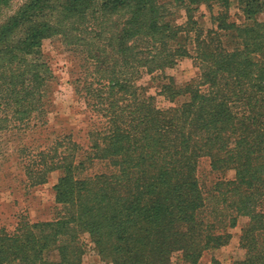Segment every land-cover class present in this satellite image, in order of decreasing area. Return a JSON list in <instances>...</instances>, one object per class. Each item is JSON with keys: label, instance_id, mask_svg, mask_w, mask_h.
<instances>
[{"label": "trees", "instance_id": "16d2710c", "mask_svg": "<svg viewBox=\"0 0 264 264\" xmlns=\"http://www.w3.org/2000/svg\"><path fill=\"white\" fill-rule=\"evenodd\" d=\"M211 1L69 0L59 10L60 21L55 27H65V20L69 19L70 26L64 33L72 34L70 30L82 33L80 42L90 46L94 58L112 67L113 73H125L122 67L129 65L127 58L152 71L172 62L168 56H157L167 53L168 38L186 31L195 10L192 5L204 2L209 6ZM179 8L184 9L187 22H177ZM262 9L264 0L247 1L249 15ZM224 18L218 21V28L237 33L236 44L230 51L223 43L226 40L221 38L213 46L211 39L196 41L202 61L210 67L201 77L212 87L218 85V92L199 93V89H190L192 82L187 83L181 91L189 93L185 106L191 110L185 112V118L176 115L164 120L159 124L163 130L155 128L158 123L154 122V110L145 105L149 110L148 125L140 131L143 140L149 137L148 151L130 154L138 151L131 138L133 122L126 124L122 133L114 127L105 134L104 146L96 149L101 154L87 153L84 157L101 158L105 165L121 163V172L113 170L110 175L104 172L74 180L68 167L60 178L61 188L56 197L64 204L70 201L66 195L69 191L62 187L65 180H70L77 189L72 198L77 211L70 217L22 220L11 232L0 228V264H75L77 254L69 246L76 236L75 223L78 229H89L94 236L99 235L100 243L112 246L109 253L113 264H169L174 250H180L186 260L193 261L203 249L226 242L228 234L222 229L233 225L235 214L241 211L249 215L241 234L245 254L234 264H264V154L260 153L264 151V28L259 30L256 28L259 24H251V16L241 24L234 21L228 24ZM178 39L179 47L175 50L182 51L185 44L180 42L181 35ZM139 43H146L143 50ZM106 47L111 54L103 57ZM206 47L215 52L206 55ZM151 50L154 52L145 64L140 54ZM123 77L122 81L128 79ZM109 81L117 83L114 76ZM167 86H162L163 91ZM233 97L234 103L247 111L241 118L228 104ZM110 122L117 125L115 120ZM173 127L178 128V137L170 136ZM117 145L124 148L122 154ZM200 154L210 155L213 168L222 161L235 165V179L215 183L213 189L219 190V194L203 190L199 184L195 157ZM84 162L80 160L72 167L84 166ZM132 164L145 167L133 171L129 167ZM211 213L212 219L208 217Z\"/></svg>", "mask_w": 264, "mask_h": 264}, {"label": "rangeland", "instance_id": "374dc122", "mask_svg": "<svg viewBox=\"0 0 264 264\" xmlns=\"http://www.w3.org/2000/svg\"><path fill=\"white\" fill-rule=\"evenodd\" d=\"M247 1L213 0L209 6L204 2L193 4L195 10L191 12L186 31L176 39L168 38L165 42L167 53L157 56L172 59L168 66L146 71L142 63L127 58L129 65L122 67L125 73L116 72L118 76L112 67L94 58L90 46L80 42L82 33L77 30H70L72 34L69 35L64 33L70 26L69 19L65 20V27L56 29L57 20L60 21L57 14L69 0H0V199L8 193L12 198V210L7 211L10 215L5 217L1 215L6 212L0 202L3 232L13 231L22 220L45 221L72 216L78 208L72 201L77 190L74 184L70 180L63 182L62 187L69 191L66 193L71 198L69 202L61 203L56 197L61 188L60 178L68 167L72 169L74 180L104 172L110 175L113 170L120 173L121 163L105 165L101 158L84 157L87 153L101 154L96 149L104 146L103 137L114 127L120 128L115 131L122 133L126 124L133 122L131 138L138 151L130 154L148 151L149 137L143 140L144 134L140 131L148 125L149 110L145 105L154 110V122L158 123L155 128L163 130L159 124L164 120L176 115L185 118V112L191 110L185 106L189 93L181 91L187 83L192 82L190 89H199V93L211 90L217 93L218 85L212 87L204 76L201 77L210 67L202 61L196 41L203 43L199 40L211 39L214 43L210 46H213L221 38L226 40L223 43L230 51L236 44L237 33L218 28V21L224 16L228 24L232 21L245 23L246 17L251 16V24H259L256 28L263 29L264 9L249 15ZM178 13L177 22L188 21L183 8H179ZM75 22L78 23V18ZM208 29L212 30L206 32ZM179 35L182 36L181 44H185L182 51L175 50L179 47ZM138 46L142 49L146 43ZM154 50L140 54L145 64ZM214 52L206 47V55ZM110 54L107 49L101 56ZM124 75L128 78L126 81L121 79ZM112 76L117 83L109 81ZM164 84L169 85L165 91ZM233 99H229L228 104L237 111V118H241L247 111ZM194 110L196 107L189 113L190 117ZM110 120H115L117 125ZM176 130L178 128L173 127L170 136L178 137ZM231 140L233 146L234 136ZM117 149L122 154L124 148L117 145ZM108 155L115 158L114 154ZM195 159L196 175L203 190L211 189L212 194H219V190L213 189L216 182L235 179V165L230 161H222L213 168L209 154H200ZM80 160H85L84 166L72 167ZM129 167L136 171L145 164ZM235 215V223L222 229L228 234L224 244L203 249L193 261L186 260L180 250H174L169 264H234L241 259L245 254L241 234L249 215L243 211ZM212 216V213L208 215L211 219ZM73 226L76 236L69 246L77 254L75 264H113L109 253L111 245L100 243V236H94L89 229H78L76 223ZM55 254L52 255L54 259Z\"/></svg>", "mask_w": 264, "mask_h": 264}, {"label": "crops", "instance_id": "0c3cea01", "mask_svg": "<svg viewBox=\"0 0 264 264\" xmlns=\"http://www.w3.org/2000/svg\"><path fill=\"white\" fill-rule=\"evenodd\" d=\"M11 201H12V198H10L9 193L6 194V195H3V196L1 197L0 202L3 203V204H2V208H3V210L6 212L5 214H1L2 216L5 217V216H7V214L10 215V213H7V211L12 210V206H11V204H10ZM14 202H15V201H14ZM14 202H12V203H14ZM5 205H7V207H6Z\"/></svg>", "mask_w": 264, "mask_h": 264}]
</instances>
